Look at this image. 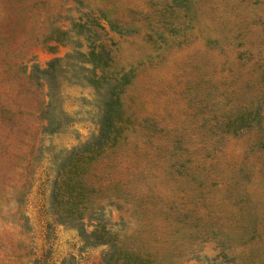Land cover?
I'll use <instances>...</instances> for the list:
<instances>
[{"label": "rangeland", "instance_id": "obj_1", "mask_svg": "<svg viewBox=\"0 0 264 264\" xmlns=\"http://www.w3.org/2000/svg\"><path fill=\"white\" fill-rule=\"evenodd\" d=\"M113 85L127 130L89 176L107 225L161 264H264V108L228 127L264 93V0H0V264L101 260L49 193Z\"/></svg>", "mask_w": 264, "mask_h": 264}, {"label": "trees", "instance_id": "obj_2", "mask_svg": "<svg viewBox=\"0 0 264 264\" xmlns=\"http://www.w3.org/2000/svg\"><path fill=\"white\" fill-rule=\"evenodd\" d=\"M84 35L89 47L88 54L91 55L92 68H99V73L93 74L88 80L100 89L108 80L110 50L104 42L97 40L96 30ZM59 60L60 57H53L42 71L53 76L54 66ZM251 104L254 105L241 111L229 122V128L234 124L231 131L234 132L236 128L243 126L258 127L264 108V93L259 100ZM124 122L119 94L113 85L105 101L97 134L72 147L61 160L50 189L49 204L59 221H84L91 226L88 230H82L89 241L108 244L98 264H161L153 255L123 241L120 232L107 225L103 207L95 204L97 186L89 176L107 150L125 137L127 127ZM35 264L47 263L45 260L36 259Z\"/></svg>", "mask_w": 264, "mask_h": 264}]
</instances>
